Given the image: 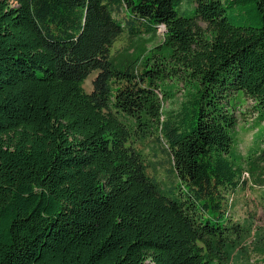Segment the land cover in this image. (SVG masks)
I'll use <instances>...</instances> for the list:
<instances>
[{"label":"trees","instance_id":"16d2710c","mask_svg":"<svg viewBox=\"0 0 264 264\" xmlns=\"http://www.w3.org/2000/svg\"><path fill=\"white\" fill-rule=\"evenodd\" d=\"M247 186L264 0H0V264H257Z\"/></svg>","mask_w":264,"mask_h":264},{"label":"rangeland","instance_id":"374dc122","mask_svg":"<svg viewBox=\"0 0 264 264\" xmlns=\"http://www.w3.org/2000/svg\"><path fill=\"white\" fill-rule=\"evenodd\" d=\"M156 42L157 39H153L152 37H142L141 39H139V41H137V43L130 44L124 41V39L121 37L114 43L111 51L113 56L115 57L123 56L126 52L128 55H131L132 53H134V51L141 52L142 50H145ZM96 74V72H93L86 79L83 85V89L86 93L91 92L92 81L95 78ZM245 109L246 107H243L239 111L241 113H244ZM250 120L251 118H249L248 115H246L245 117L241 116L240 126L242 124L246 125V123H249ZM251 135V133H247L242 136V139L240 141V150L242 152L246 151V149L250 146ZM148 157L151 159L150 162L152 163V155ZM163 159H165V155L157 150L156 160L161 161ZM155 174H157V177L160 181H165V175L162 170H156ZM234 200V202L236 203V207L234 208L235 219L242 221L243 218H246L249 215L253 216L254 231L260 230L264 233V189L252 188L250 186H247L244 191L239 192V194L234 197ZM252 261L257 264H264V259L257 255H252Z\"/></svg>","mask_w":264,"mask_h":264}]
</instances>
